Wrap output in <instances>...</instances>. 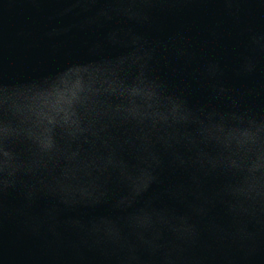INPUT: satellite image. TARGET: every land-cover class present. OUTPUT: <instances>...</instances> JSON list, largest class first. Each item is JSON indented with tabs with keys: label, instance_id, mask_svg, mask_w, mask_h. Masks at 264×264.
<instances>
[{
	"label": "water",
	"instance_id": "1",
	"mask_svg": "<svg viewBox=\"0 0 264 264\" xmlns=\"http://www.w3.org/2000/svg\"><path fill=\"white\" fill-rule=\"evenodd\" d=\"M0 264H264V0H0Z\"/></svg>",
	"mask_w": 264,
	"mask_h": 264
}]
</instances>
